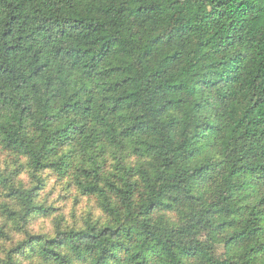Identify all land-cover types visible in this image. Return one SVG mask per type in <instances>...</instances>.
Masks as SVG:
<instances>
[{"label":"trees","instance_id":"16d2710c","mask_svg":"<svg viewBox=\"0 0 264 264\" xmlns=\"http://www.w3.org/2000/svg\"><path fill=\"white\" fill-rule=\"evenodd\" d=\"M2 151L106 216L3 264H264V0H0ZM11 180L26 230L47 210Z\"/></svg>","mask_w":264,"mask_h":264},{"label":"rangeland","instance_id":"374dc122","mask_svg":"<svg viewBox=\"0 0 264 264\" xmlns=\"http://www.w3.org/2000/svg\"><path fill=\"white\" fill-rule=\"evenodd\" d=\"M121 151L110 150L102 159L106 173H116L115 168H120L119 157ZM125 167L137 168L145 163L135 156L122 153ZM24 161L10 153L0 152V167L3 172L10 173L11 184L24 190L36 187L35 202L47 210L46 214L37 213L25 227L12 225L3 216L4 208L11 206L8 191L0 190V231L5 235L0 236V264H3L6 253L18 243L28 240L27 234L33 236L55 237L60 230L86 229L88 223L105 222L106 216L100 207V201L94 196L85 197L70 177H60L51 170H45L37 176L30 174ZM38 178L40 181L38 182ZM28 251V249L26 250ZM224 254L225 247L218 249ZM28 253V252H27ZM18 256L21 264H38L36 259L29 258V254Z\"/></svg>","mask_w":264,"mask_h":264}]
</instances>
